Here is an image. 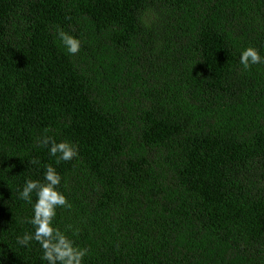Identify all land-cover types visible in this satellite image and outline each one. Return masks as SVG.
Masks as SVG:
<instances>
[{
	"label": "trees",
	"instance_id": "obj_1",
	"mask_svg": "<svg viewBox=\"0 0 264 264\" xmlns=\"http://www.w3.org/2000/svg\"><path fill=\"white\" fill-rule=\"evenodd\" d=\"M250 46L264 57V0H0V264H47L17 237L35 231L20 193L48 165L71 205L54 224L84 264H264ZM44 135L79 155L58 162Z\"/></svg>",
	"mask_w": 264,
	"mask_h": 264
},
{
	"label": "clouds",
	"instance_id": "obj_2",
	"mask_svg": "<svg viewBox=\"0 0 264 264\" xmlns=\"http://www.w3.org/2000/svg\"><path fill=\"white\" fill-rule=\"evenodd\" d=\"M57 35L68 54L76 55L80 51V39L62 29L58 30ZM261 63H264V57L260 55L259 49L256 47L250 46L240 54V64L245 69ZM38 143L42 147H48L49 154L57 157L58 162L70 161L79 155L78 148L74 144L68 141L57 142L48 135L38 138ZM29 162L30 164L37 163L36 160ZM61 180V175L51 165L46 167L43 181L26 180L20 197L32 203V194L35 193L33 216L28 221L33 225L35 231L17 237V242L21 246H28L33 240L38 242L43 250L41 259L47 261V264H84L88 249L76 246L74 241L54 224L57 208L71 207L67 197L59 190Z\"/></svg>",
	"mask_w": 264,
	"mask_h": 264
}]
</instances>
